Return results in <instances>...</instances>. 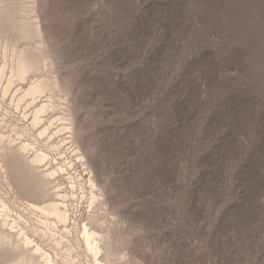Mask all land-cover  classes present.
<instances>
[{
	"label": "rangeland",
	"instance_id": "obj_1",
	"mask_svg": "<svg viewBox=\"0 0 264 264\" xmlns=\"http://www.w3.org/2000/svg\"><path fill=\"white\" fill-rule=\"evenodd\" d=\"M34 2L113 247L264 264V0Z\"/></svg>",
	"mask_w": 264,
	"mask_h": 264
},
{
	"label": "bare ground",
	"instance_id": "obj_2",
	"mask_svg": "<svg viewBox=\"0 0 264 264\" xmlns=\"http://www.w3.org/2000/svg\"><path fill=\"white\" fill-rule=\"evenodd\" d=\"M34 4L0 0V264H130L73 140Z\"/></svg>",
	"mask_w": 264,
	"mask_h": 264
}]
</instances>
